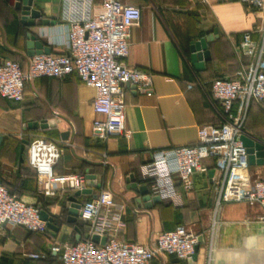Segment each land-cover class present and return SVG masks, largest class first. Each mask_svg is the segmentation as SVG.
Instances as JSON below:
<instances>
[{"label": "crops", "instance_id": "crops-1", "mask_svg": "<svg viewBox=\"0 0 264 264\" xmlns=\"http://www.w3.org/2000/svg\"><path fill=\"white\" fill-rule=\"evenodd\" d=\"M121 2L142 11L140 26L131 31L125 63L150 73L154 82L151 97L139 94L133 86L125 87L130 139L93 136L94 121L104 118L94 111L96 91L76 75L28 83L23 103L0 97V185L26 203L41 207L54 227L47 234H39L5 225L0 230V264H61L50 252L54 244L94 237L86 224L79 223L80 217L78 222L71 221L73 205L79 204L81 209L106 189L115 193L113 213L118 211L125 224L118 235L122 243L149 246L161 233L180 225L201 238L191 262L163 256L149 264H264V224L259 221L263 211L259 205L245 202L217 206L219 174L212 160L204 162L205 173L194 175L193 189L180 207L162 199L154 204L152 199L159 196L142 172L155 152L192 146L200 126L223 122L219 104L210 95L211 84L216 79L239 78L248 63L239 50L242 34L263 24L262 13L230 0ZM20 3L0 0V63L12 60L25 68L39 43L51 54L67 53L65 0H33L31 9L40 14L34 25L24 19ZM104 3L92 0L93 12L103 11ZM29 34L36 36L33 49ZM202 38L209 40V60L203 62L202 70H195L190 47ZM252 38L257 39V34ZM238 107L235 102L233 113ZM257 108L264 112L259 103L251 102L247 115L258 122L243 130L264 144V114L260 115ZM35 123L37 129L29 127ZM40 136L53 139L62 148L55 173L85 174L82 191L91 190L90 194L77 196L82 191L63 190L58 185L56 197L39 193L28 149ZM249 174L264 179V164L250 165ZM141 187H147L151 201H143ZM177 191L182 194V187L177 185ZM35 254L41 258L32 259Z\"/></svg>", "mask_w": 264, "mask_h": 264}, {"label": "built area", "instance_id": "built-area-1", "mask_svg": "<svg viewBox=\"0 0 264 264\" xmlns=\"http://www.w3.org/2000/svg\"><path fill=\"white\" fill-rule=\"evenodd\" d=\"M230 1L259 11L264 18V0ZM65 2L69 24L67 53L34 55L25 68L12 60L0 63V97L23 103L28 83L40 78L64 80L76 75L85 86L96 91L94 111L104 118L94 121L93 136L101 140L130 139L125 87H136L139 94L148 97L154 93L152 75L131 69L125 63L131 31L140 26L142 11L139 7L124 5L121 0H105L103 11L99 13L93 12L92 0ZM254 33L257 34L255 40ZM239 50L248 59L239 78L216 79L210 87L211 98L219 104L223 122L200 126L192 146L155 152L152 161L142 167V172L157 196L180 207L184 196L193 189L194 175L205 173L204 162L212 160L219 174L216 205L257 204L263 211L259 221L264 224V179H254L249 174V155L241 141V137L246 136L243 125L251 102L264 108V20L259 28L242 34ZM235 102L239 107L233 113ZM61 156L62 148L53 139L40 136L30 142L28 161L36 173L38 191L45 197L57 196L56 185L74 191H82L85 187V174L62 176L55 173ZM177 185L182 187V194L177 191ZM115 199V193L106 189L82 206L80 219L89 227L91 236L100 238V243L87 239L54 244L50 252L59 257L61 264H149L163 256L192 261L198 235L183 225L161 233L149 246L122 243L118 235L125 224L118 211L113 213ZM5 225L22 227L30 233L50 231L41 207L26 203L0 185V230ZM103 239H106L105 244H101ZM31 258L41 257L35 254Z\"/></svg>", "mask_w": 264, "mask_h": 264}, {"label": "water", "instance_id": "water-1", "mask_svg": "<svg viewBox=\"0 0 264 264\" xmlns=\"http://www.w3.org/2000/svg\"><path fill=\"white\" fill-rule=\"evenodd\" d=\"M22 2V3H20ZM19 3L23 5V17L24 19H28L30 20V24L34 25V22L37 18L40 17L39 12L34 11L31 9L32 4H33V0H19ZM30 36V40L31 43L29 44L30 48L33 49L34 48V42L36 41V36L29 34ZM209 40L207 38H202L199 41L193 42L191 44L190 47V51H191V55H190V60L191 63L193 64V67L195 68V70H202L203 69V65H204V61H208L209 60V54L207 52V42ZM38 49L37 52H33V56L37 55V54H51V52L49 50H47V48L44 47L43 44L39 43L36 47ZM136 90V87H133ZM30 128H34L37 129L38 128V123L35 124H31L29 125ZM241 141L243 143V146L247 149V153L249 155L248 157V161H249V165H263L264 164V144L261 142H257L254 139L250 138L249 136H242L241 137ZM90 177V176H89ZM92 179V178H91ZM134 181V178H132ZM94 187V186H92ZM137 184L134 183L133 184V188H136ZM139 192L145 196V199L143 201L149 202L151 201L150 196L148 195V189L147 187H141ZM91 190H85L82 192H78L77 196H80L82 194H90ZM140 201V200H139ZM162 200L160 197H155L152 199V202L154 204L160 203ZM142 200L139 202L141 203ZM81 205L79 204H74L73 205V209L70 211V216H71V221L73 222H78L80 214L78 213V210L80 209ZM150 207V205L148 206ZM42 217L49 221V227L51 229H54L53 225H52V219L49 218L48 214L45 212H42ZM81 223V220L80 222ZM92 241L96 244L100 243V239L98 236H94ZM201 241V238H198V243ZM106 243V239L102 240L101 244H105ZM197 249V247H196ZM195 255L193 256L192 260L194 259Z\"/></svg>", "mask_w": 264, "mask_h": 264}, {"label": "rangeland", "instance_id": "rangeland-1", "mask_svg": "<svg viewBox=\"0 0 264 264\" xmlns=\"http://www.w3.org/2000/svg\"><path fill=\"white\" fill-rule=\"evenodd\" d=\"M258 109V112L260 113V115L261 114H264V112L263 111H261L259 108H257ZM256 122H258V120H255V121H253V119H251L249 116L247 117V118H245V121H244V128H246V127H248V125H252L253 123H256ZM243 128V129H244ZM82 222V221H81Z\"/></svg>", "mask_w": 264, "mask_h": 264}, {"label": "trees", "instance_id": "trees-1", "mask_svg": "<svg viewBox=\"0 0 264 264\" xmlns=\"http://www.w3.org/2000/svg\"><path fill=\"white\" fill-rule=\"evenodd\" d=\"M254 102V101H253ZM255 103V102H254ZM248 112V111H247ZM246 117H248V115H246ZM245 125V124H244ZM244 125H243V128H244ZM245 129V128H244Z\"/></svg>", "mask_w": 264, "mask_h": 264}]
</instances>
